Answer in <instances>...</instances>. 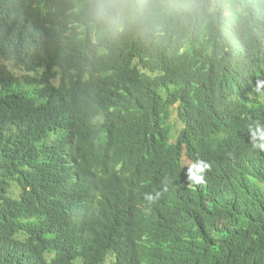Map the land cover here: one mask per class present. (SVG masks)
Returning <instances> with one entry per match:
<instances>
[{"label":"trees","instance_id":"obj_1","mask_svg":"<svg viewBox=\"0 0 264 264\" xmlns=\"http://www.w3.org/2000/svg\"><path fill=\"white\" fill-rule=\"evenodd\" d=\"M173 3L0 0V264H264V0Z\"/></svg>","mask_w":264,"mask_h":264},{"label":"clouds","instance_id":"obj_2","mask_svg":"<svg viewBox=\"0 0 264 264\" xmlns=\"http://www.w3.org/2000/svg\"><path fill=\"white\" fill-rule=\"evenodd\" d=\"M141 6L136 9L139 12L143 22H150L151 17L158 14L155 8L145 7L144 5L149 4L150 0H136ZM132 0H96L95 12L101 19L110 18L117 15H124L129 11V4ZM181 7L175 3L173 6L167 9L169 12L179 13L182 11ZM257 90L264 89V82H258L256 85ZM251 139L254 147H258L261 151H264V142L255 144V141L259 139L264 141V131L257 128L251 133ZM210 169V164L204 160H197L187 168V181L189 185H203L205 184L206 171ZM167 189L165 188V191ZM163 193L156 192L155 196L147 195L146 199L154 200L158 199Z\"/></svg>","mask_w":264,"mask_h":264},{"label":"rangeland","instance_id":"obj_3","mask_svg":"<svg viewBox=\"0 0 264 264\" xmlns=\"http://www.w3.org/2000/svg\"><path fill=\"white\" fill-rule=\"evenodd\" d=\"M171 124L173 127L172 139L174 140L175 137L177 136V134L179 133V131L182 129V125H181L176 113L171 117ZM184 160H185V158H184ZM78 261H81V260H78Z\"/></svg>","mask_w":264,"mask_h":264}]
</instances>
